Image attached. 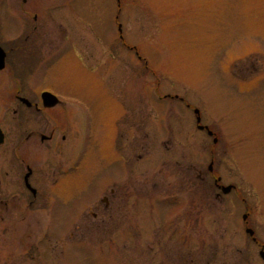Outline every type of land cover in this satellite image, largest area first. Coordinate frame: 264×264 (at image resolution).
I'll list each match as a JSON object with an SVG mask.
<instances>
[{
  "label": "rangeland",
  "instance_id": "374dc122",
  "mask_svg": "<svg viewBox=\"0 0 264 264\" xmlns=\"http://www.w3.org/2000/svg\"><path fill=\"white\" fill-rule=\"evenodd\" d=\"M8 1L17 8L15 0H0V45L9 54L0 72L5 126L12 128L19 119L25 135L45 125L41 117L13 115L14 89L21 82L56 92L71 107L81 102L79 115L60 112L57 124L74 142L82 133L84 170L79 186L67 180L68 186L53 191V211L25 213L18 239L2 233L0 264H34L23 252L40 246L47 233L55 237L51 247L65 254L54 264H167L173 256L158 249L179 243L158 240L156 233L173 224L196 238L193 264H206L205 251L208 264H264L243 219L249 214L248 226L264 241V0H121L117 22L104 0H71L65 11L49 13L67 16L65 44L58 53L51 51H58L60 43H54L43 56L34 45L20 52L15 46L19 19ZM60 1L46 0L42 7ZM114 8L117 12L118 2ZM119 23L142 61L121 47ZM113 37L117 46L110 49ZM194 108L220 138L216 147L195 127L186 136L179 132L180 126L195 124ZM141 122L142 150L140 138L134 139V125ZM214 147L211 177L208 154ZM202 166L206 181L193 169ZM218 176L237 192L215 197ZM111 182L127 184L111 199L113 220L102 200L111 196L103 190ZM83 209V242L74 245L61 232H76Z\"/></svg>",
  "mask_w": 264,
  "mask_h": 264
},
{
  "label": "flooded vegetation",
  "instance_id": "af4514ba",
  "mask_svg": "<svg viewBox=\"0 0 264 264\" xmlns=\"http://www.w3.org/2000/svg\"><path fill=\"white\" fill-rule=\"evenodd\" d=\"M17 8L13 7V4L8 1L7 4L12 7L14 13L19 19V23L16 25L17 31L14 37V44L18 48L19 52L22 49L28 48L29 45L33 47L34 50H39L41 55H49L50 52H60L59 49L62 48L65 44L64 40H67L68 34V19L64 14H58L52 16L49 14L51 12L65 11L68 8V5H71V0H61L59 3H55L51 6L50 9H47L42 6H46V0H15ZM113 7L114 13L111 15V18L114 17V21L117 22L122 14L121 0H104ZM118 2V11L114 8L115 3ZM1 14V13H0ZM50 21L52 23H50ZM117 24V23H116ZM53 34H56L54 37ZM118 34H119V43L124 50L133 52L136 54L138 60L142 61L143 57L138 53L137 48L128 43L126 36H124V29L122 23L118 24ZM62 37L63 41H60L59 38ZM59 42L58 51L51 50L53 44ZM108 48L114 49L117 46V40L115 37L111 38L108 42ZM2 45V44H1ZM3 49L4 47L1 46ZM63 45V46H62ZM15 48V50L17 49ZM14 49V48H12ZM48 49L49 52L46 50ZM6 52V62L9 57L8 51ZM17 57V55H16ZM147 65V63H146ZM148 67V66H146ZM2 72V71H1ZM20 81L23 80L21 77L14 75ZM21 87L14 89V95L17 97V104L13 108V115L17 118L21 115H28L30 117H41L45 119L44 127H39V129H29L22 134L20 128L23 127V121L19 119H14L12 128H7L5 126L4 115L0 113V129L3 134V142L0 144V222L3 226L0 227V236L4 232V237H10L12 239H18L20 237V224L21 220H25L27 217V212L34 213L37 208H46V211L49 213L50 209L53 211L52 207V193L55 189L64 188L69 184L71 186H79L81 183L80 176L84 170V151H83V137L82 133L80 137L76 135V142H74L71 136L68 133L62 132V128L57 124L59 120L58 114L60 112H68L70 109L74 110L79 115L82 111V103H78L71 107L68 104V100L65 98L58 97L56 92L51 90L36 87L34 85H24L21 82ZM27 93H26V92ZM53 93L58 97L57 104L51 106V100L44 99L43 96L45 93ZM27 94L28 97L23 96ZM170 98L175 100H182L178 96H170ZM191 105H187L190 107ZM197 108H194L193 112L195 113V124L190 122L187 126L179 127V132L186 136V133L192 132L194 127L198 129L201 134H204L203 138L205 141L213 143L216 147L219 144L220 138L217 133L202 122H198V115L196 114ZM3 115V116H2ZM72 115V112H71ZM201 116V114H200ZM77 120V118H75ZM78 124L79 121L77 120ZM145 126V125H144ZM134 130L136 135L134 139L140 138V149H144L146 146L142 143L143 139L146 138L143 132L142 122L139 125H134ZM82 131V129H81ZM123 129L120 130L122 132ZM83 132V131H82ZM140 135H137V134ZM143 133V134H142ZM195 133V132H194ZM143 135V136H142ZM187 139L191 141L192 137L189 135ZM191 143V142H190ZM192 144V143H191ZM225 145V144H224ZM226 146V145H225ZM224 146V147H225ZM189 152L191 151V146H188ZM215 147L211 149L209 158L211 163L207 167L209 175L215 177ZM124 148V147H123ZM226 152V150H225ZM179 154V150L176 151ZM126 156L124 150V157ZM194 156V155H193ZM140 157H143L142 155ZM126 158V157H125ZM194 163L189 162V167L191 169ZM199 179L206 181L207 175L205 173V168L202 166L200 169H195ZM69 180V184L67 182ZM116 181V180H115ZM223 179L221 176L215 178V189L219 192L214 193L215 197L223 198L224 195V186ZM127 184L122 185L120 183L111 182L103 189L105 192L109 191L111 193L110 197H105L102 200L105 202L104 209L110 212V220L114 219V206L111 199L116 197L118 190L122 187H125ZM211 187L210 184H208ZM233 190L230 193L237 192V186L232 185ZM214 190V188H213ZM54 205V203H53ZM84 209L81 210L78 219L76 222V232H61V236H65L70 240L74 245L81 244L83 242L84 233L80 232V223L81 218L84 214ZM249 214H244V216ZM95 218L98 216L95 214ZM246 228L245 231L249 235L250 240L253 245H256L260 249V252L264 250V241L260 237L258 231L248 226L247 219L245 220ZM75 222L71 223L68 227V230ZM5 223H11L12 226L5 227ZM170 226L173 222L168 223ZM251 229L253 234L250 235L248 230ZM163 230V229H162ZM170 231H160L156 233L158 240H163L164 238H169L174 245L177 240L179 246L169 248L168 242L164 243V247L158 249V253H166L167 257H172V262L168 259L167 264H193L196 261L197 251L195 250V240L196 238L192 233L185 234L176 230L174 224L168 228ZM51 235V236H50ZM47 233L44 235L41 245H34L32 248L26 249L23 252V256L28 258L34 264H54L53 259L59 256H65L64 253H57L56 250L51 247L52 238H55L53 234ZM61 236L57 240L61 239ZM3 239V238H2ZM62 240V239H61ZM76 240V241H75ZM75 241V242H74ZM185 247H188V253H185ZM178 248V249H175ZM183 248V249H182ZM194 249V250H193ZM174 250L183 252V254L175 253ZM205 261L206 264L209 263L208 253L205 251ZM170 258V257H169ZM163 264V261L161 262Z\"/></svg>",
  "mask_w": 264,
  "mask_h": 264
},
{
  "label": "water",
  "instance_id": "95a60500",
  "mask_svg": "<svg viewBox=\"0 0 264 264\" xmlns=\"http://www.w3.org/2000/svg\"><path fill=\"white\" fill-rule=\"evenodd\" d=\"M5 67H6V53H5V51L2 49V48H0V71L1 70H4L5 69ZM44 98L45 99H49V100H51V106H53V105H56L57 104V97L56 96H54L53 94H51V93H46V94H44ZM196 113L199 115V110H197L196 111ZM200 120H201V118H200V116H199V118H198V121L200 122ZM2 134L0 135V143L2 142ZM232 186H229V187H226V188H224V191L227 193V192H229V191H231L232 190ZM247 218V216H245V219ZM248 232L250 233V234H253V231L252 230H248ZM261 255H262V257L264 258V251H262V253H261Z\"/></svg>",
  "mask_w": 264,
  "mask_h": 264
}]
</instances>
